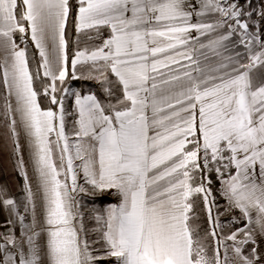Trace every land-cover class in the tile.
Returning a JSON list of instances; mask_svg holds the SVG:
<instances>
[{
	"label": "snow or ice",
	"instance_id": "obj_1",
	"mask_svg": "<svg viewBox=\"0 0 264 264\" xmlns=\"http://www.w3.org/2000/svg\"><path fill=\"white\" fill-rule=\"evenodd\" d=\"M5 155L0 264H264V0H0Z\"/></svg>",
	"mask_w": 264,
	"mask_h": 264
},
{
	"label": "crops",
	"instance_id": "obj_2",
	"mask_svg": "<svg viewBox=\"0 0 264 264\" xmlns=\"http://www.w3.org/2000/svg\"><path fill=\"white\" fill-rule=\"evenodd\" d=\"M27 156V152L25 153ZM7 158H0V184H7L13 195L17 194V185L21 183L19 178L12 172L11 166L8 164ZM5 214L0 211V223L4 221ZM6 231L5 228H0V232ZM264 248V245H261Z\"/></svg>",
	"mask_w": 264,
	"mask_h": 264
},
{
	"label": "trees",
	"instance_id": "obj_3",
	"mask_svg": "<svg viewBox=\"0 0 264 264\" xmlns=\"http://www.w3.org/2000/svg\"><path fill=\"white\" fill-rule=\"evenodd\" d=\"M77 86H79V85H77ZM85 86H86V87H92L93 85H92L91 82H89V83H87ZM42 104H43V102H42ZM45 106H46V105H45ZM216 187H219V184H218V183H217ZM114 202H116V201H115L114 199H111V198H109L108 200L105 201V203H114ZM221 203H224V201L221 200ZM237 214H238V213H237ZM249 247H250V246H249Z\"/></svg>",
	"mask_w": 264,
	"mask_h": 264
},
{
	"label": "rangeland",
	"instance_id": "obj_4",
	"mask_svg": "<svg viewBox=\"0 0 264 264\" xmlns=\"http://www.w3.org/2000/svg\"><path fill=\"white\" fill-rule=\"evenodd\" d=\"M4 158H7L6 155L4 156ZM5 160H7V159H5Z\"/></svg>",
	"mask_w": 264,
	"mask_h": 264
}]
</instances>
